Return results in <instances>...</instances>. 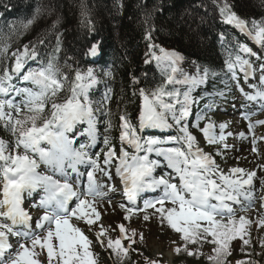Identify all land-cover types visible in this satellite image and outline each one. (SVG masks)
Returning <instances> with one entry per match:
<instances>
[{
    "label": "snow or ice",
    "instance_id": "obj_1",
    "mask_svg": "<svg viewBox=\"0 0 264 264\" xmlns=\"http://www.w3.org/2000/svg\"><path fill=\"white\" fill-rule=\"evenodd\" d=\"M213 3L223 23L245 32L255 43L264 47V17L259 20L241 17L234 10L236 4L233 0H213ZM31 23L29 20L24 27ZM147 38L151 39L150 33ZM223 38L224 34L221 33ZM38 43L43 44L44 40ZM60 43L57 37L53 53L36 68L25 71L28 61L38 58L36 46L29 44L12 53L14 63L11 68L0 66V94L7 97L15 92L22 97L19 104L10 99H0V123L14 137L12 142L0 139V264H98V255L91 247L92 241L73 220L83 221L91 228L100 219L95 198L103 197L104 193L100 191L95 173L99 170L112 178L111 171L100 168V153L93 158L87 150L95 146L98 138L96 113L100 108L95 106L90 93L99 80L91 67L81 69L77 65L71 69L74 75L62 70L56 55L60 51ZM238 47V52L228 53L220 72L225 76L230 74V78L236 80L239 70L247 80L254 70L252 61L245 59L241 53L248 56H255L256 53L247 45ZM8 48L7 43L0 45V56L6 57ZM149 49L146 55L156 62L165 79L155 87L139 89L142 98L137 118L139 129H170L176 126L179 135L163 139L143 137L130 117L122 114L119 117V154L115 145L111 144L110 136L105 135L103 143L107 151L104 152L103 163L115 166V175L120 177L124 194L133 205L126 209L127 212L135 210L136 200L141 193L162 189L157 198L144 201L143 210L154 209L162 222L166 220L175 232L181 234L183 247L178 246L175 251L199 256L202 255L200 249L190 250L189 245L210 243L213 254L206 257L209 264H226V258L231 255L232 241L239 238L244 245L250 244V239L244 237L249 235L248 225L251 221L245 216L237 218L233 204L243 207L241 198L251 202L252 192L246 186L252 185L256 174H245V170L239 167H233L229 174H225L212 155L198 146L196 136L184 123L194 102V89L220 73L194 61L196 71L188 74L179 66L185 59L179 52L154 44H150ZM97 50L98 45L93 44L84 55L94 56ZM151 60L146 59L145 62L150 63ZM65 66L70 68L66 62ZM260 69V81L264 85V63L260 64ZM105 75L111 76L112 73L108 71ZM17 77L31 86L15 87L12 81ZM133 81L137 82L135 77ZM110 93L109 88L104 94L105 100L111 98ZM244 95L249 101L264 102V87L257 88L255 94ZM108 115L111 116L110 110ZM169 117L172 123H169ZM201 119L204 117L198 116L197 123L192 127L199 129L209 144H217L225 139L226 122L218 125L217 135L214 130L216 123L209 118L200 128L198 121ZM256 123L264 124V120ZM82 124L87 127L83 133H78V126ZM112 127L109 120L105 132ZM252 127L250 122L249 128ZM77 135H87L88 143H79L75 147ZM167 144L176 146H164ZM124 145L132 151H128ZM151 153L163 158L165 166L178 177V184L172 183L171 178L154 175L161 161L150 159ZM41 165H44L43 171ZM80 165H88L91 170L82 173ZM85 175L86 186L80 188L81 177ZM34 192L40 195V199L32 206L37 210L43 209L35 220V227L32 215L23 206ZM89 196L94 199L89 200ZM166 202L172 206L166 207ZM120 206L125 207L123 203ZM128 218L125 216V219ZM144 219H149L148 215ZM258 223L264 226V219ZM119 230L121 235L115 240L108 238L107 248L120 264H125L135 241L126 235L123 224L119 225ZM106 234L107 229L101 225L96 232L101 246L104 241L100 238ZM135 234L133 230L132 236ZM11 237L17 238L15 246L10 242ZM124 240L129 241L127 246L123 244ZM261 245L264 247V241H261ZM42 255L46 257L44 261L40 259ZM145 264H158V261L145 258ZM236 264L255 262L238 260Z\"/></svg>",
    "mask_w": 264,
    "mask_h": 264
},
{
    "label": "trees",
    "instance_id": "obj_2",
    "mask_svg": "<svg viewBox=\"0 0 264 264\" xmlns=\"http://www.w3.org/2000/svg\"><path fill=\"white\" fill-rule=\"evenodd\" d=\"M233 2L236 4L234 10L241 17L264 16V0ZM0 13L7 16V19H0V45H9L7 55L13 49L29 44L42 50V56L47 58L56 48H48L51 41L47 38L57 40L59 37L66 42L62 46L69 50L58 59L65 72L71 73V69L77 67L72 62L79 60L91 32L99 33L106 43H110L118 59L112 80L111 134L117 130L115 125L120 115H137L139 89L152 88L143 69V59L150 51V44L182 53L188 69L195 68L194 61L215 67L221 62L214 42L219 12L213 0H0ZM29 20L32 23L25 28ZM149 33L150 40L147 38ZM40 40L44 43L39 44ZM0 57L4 59L1 66H8L7 56ZM0 135L7 141L13 137L2 126ZM245 249L246 257L242 260L264 264L263 247L254 245ZM131 254L130 248L125 264H137V258ZM194 257H188L191 264L199 263V260H193ZM113 258L115 264H120L115 255ZM231 263L234 261L228 256L226 264ZM201 264H209V261L204 260Z\"/></svg>",
    "mask_w": 264,
    "mask_h": 264
},
{
    "label": "rangeland",
    "instance_id": "obj_3",
    "mask_svg": "<svg viewBox=\"0 0 264 264\" xmlns=\"http://www.w3.org/2000/svg\"><path fill=\"white\" fill-rule=\"evenodd\" d=\"M16 51L17 50H15L14 52ZM253 62H255V59L253 60ZM257 114L260 115L253 119V127L251 129L249 128V134L255 140L264 138V124L256 123V121L264 120V110L257 112ZM213 117L215 118V121L218 124L226 122L228 126L225 129V133H231L230 138L223 141L222 145L218 146L217 148L215 147L216 152L218 153V155H220V158L218 159V166H221V168H230L232 166H238V164H242L239 155L243 148L245 133L248 134V132L247 129L244 131L240 128L241 119L239 120L238 117H233L232 115H228L227 117L224 115L214 114ZM229 120L231 121V123ZM241 133H243L244 135L241 136ZM251 137L248 141L250 145V150H252ZM117 144H119V142H117ZM117 144L114 145L116 146ZM225 145H227V147H225ZM207 149H209L208 151L211 150V148L209 147ZM244 165L245 164L240 165V168H243ZM262 165L264 169V161H262ZM245 166L248 168V172L255 170L256 167L258 168L256 161H254L252 165ZM262 175L264 176V170H262ZM243 178L246 179L247 176ZM171 206V204L166 205V207ZM254 206L252 205L253 208ZM96 208L100 213V219L96 221L91 226V228H89V226L83 221L73 220V223H76L77 226H79L84 231L85 235L88 236V238L92 241L91 247L94 253L95 251L93 247L96 245V232L99 231L100 226L103 225V227L107 229V234L100 238L105 242L108 236L113 240L119 237V225L123 224L127 228L126 233L128 234V236L132 237V239H135L136 244L141 243L143 244V246L147 247L146 252L149 253V258L151 260L156 259L158 256H164V261L167 264H176L175 260L178 259V253L175 251V249L178 246L182 247L183 244H181L178 240V235L172 233V229L169 230L168 227L170 226L167 224L166 220L163 222L161 221V217L155 213L154 209H148L142 212L136 210L134 212L129 213L126 211V208H122L120 206V203L115 199H109V206L105 205L104 207H102L99 205L98 207L96 206ZM260 213L261 212L256 214L251 211V213L248 214L246 211V213L243 212L236 215L237 218H239V216H245L251 221L250 225H248L249 235L244 237L245 239H250V244H256L257 242V244L261 245V241H264V226H261L258 223L261 219H264L263 215H259ZM145 215H148L149 219L145 220ZM125 216H128L129 218L125 219ZM133 230H135V236H132ZM41 235H43V233ZM141 236L143 237L142 239ZM241 245H243V241L237 238L234 242L233 250L231 251V254L234 256L235 259L243 257L241 255H243V252L246 249L240 248ZM208 250L212 252L211 248H209ZM142 251L145 252V250ZM40 259L44 261L46 257L42 255ZM177 264H188V260L179 261Z\"/></svg>",
    "mask_w": 264,
    "mask_h": 264
},
{
    "label": "bare ground",
    "instance_id": "obj_4",
    "mask_svg": "<svg viewBox=\"0 0 264 264\" xmlns=\"http://www.w3.org/2000/svg\"><path fill=\"white\" fill-rule=\"evenodd\" d=\"M247 127H248V123L244 119H241L240 128L245 131L247 129ZM249 139H250V135L245 133L243 148H242V151L239 155V158H240L242 164H238L237 167L240 168V165H243V164L252 165V163L254 161L257 162L259 174L257 176H255V180H256L257 184H259L258 185V191L255 194L254 199L251 201V204H249L247 206V213L250 214L252 211V212L258 214L259 212H261V210H260V203H261L260 193L264 192V186L260 185V184H262V181H264V176L262 175V170H264L263 165H262V158H264V152L261 151L264 148V145L260 144L259 141L255 142V143H253V141H252V144H251L252 150H250V145L248 143ZM253 148H255L256 150L253 151ZM245 165L243 167H246ZM224 170L226 171L227 174H229V170H230L229 168L226 167V168H224ZM252 205L253 206L255 205L254 206L255 210L252 207Z\"/></svg>",
    "mask_w": 264,
    "mask_h": 264
}]
</instances>
